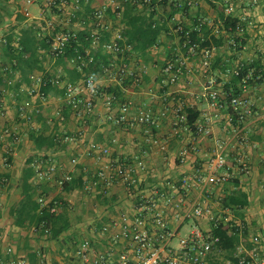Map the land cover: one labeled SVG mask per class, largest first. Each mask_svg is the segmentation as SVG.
Masks as SVG:
<instances>
[{
    "label": "crops",
    "instance_id": "0c3cea01",
    "mask_svg": "<svg viewBox=\"0 0 264 264\" xmlns=\"http://www.w3.org/2000/svg\"><path fill=\"white\" fill-rule=\"evenodd\" d=\"M51 1L0 0V18L3 20L0 41L9 31L20 33L26 27L40 31L39 36L53 37L54 32L66 26L72 29L87 26V22L82 23V16L77 18L72 12L77 0L67 1V8L59 13L49 6ZM109 1L84 0L83 4L95 9ZM172 1L156 5L154 20L164 27L158 43L149 49L147 59L133 54L121 58L143 71V82L122 85L106 78L102 82L106 90L120 86L121 98L134 101L131 115L137 113L139 107L153 109L160 118L158 127L107 121L106 106L101 97L93 114L79 116L65 105L62 86L65 81L78 76L81 68L74 60L61 61L52 57L45 47L38 50L41 68L21 71L19 63L13 74H5L0 82V231L3 232L0 256L7 259L6 250L11 246L15 248L16 258L27 260V264H43L45 259L53 264H82L75 255V248L82 240L89 239L96 252L116 258L127 248L120 227L122 214L134 212L142 195L154 196L160 191L169 197L172 195L169 202L161 199L159 207L178 234L188 232L190 222L187 219L182 222L181 218L185 209L197 203L206 210L198 220L202 229L210 230L213 222H235L233 225H238L241 232L247 230L246 236L241 233L238 253L264 260V224L240 223L242 219H248L245 215L250 207L254 209V203L259 206L258 202L261 205L264 201V0H188L187 9L178 10L170 17ZM222 8L226 15L240 19L242 30L235 33L222 31L221 36L218 35L216 26L221 24ZM81 9H85L84 5ZM200 20L208 22L204 31L209 41L206 46L211 50L210 65L204 69L202 51L199 50L187 61L190 69H185L179 80L172 84L163 67L187 54L180 45L175 23L193 27ZM4 57L0 56V62ZM241 66L250 67L252 75L256 70L258 72L257 80L242 91L253 103V114L243 124L238 121L231 124L227 119L228 110L211 105L206 93L212 88L223 91L231 88L233 73ZM49 78H60L62 82L59 85L53 81L45 93L44 86H48ZM33 87L36 91L31 94L29 90ZM184 106L192 108L195 115L181 120L177 109ZM199 125L209 126L211 134L197 133ZM39 132L54 135L57 143L47 150H40L32 138V134ZM92 141L101 146L109 145L113 157L126 159L135 166L138 181L134 187L128 188L119 180L107 193L103 192L104 184L97 173L107 158H98V151L87 152ZM221 146L232 164L230 171L234 176L231 180L204 188L197 181L188 188L172 186L181 184L184 175L204 168L214 150ZM184 147L190 150L182 162L179 152ZM47 157L54 160L60 172L79 175L82 171L84 180V187L64 191L57 182L59 173L52 179H39L36 174L31 179L35 199L46 194L62 196L65 201L62 210L70 227L55 239L42 233L33 223L26 221L17 225L11 213L21 197L23 170L29 161L34 159L36 167L38 160ZM74 157L78 158L77 164L72 162ZM240 159L248 162V173L237 171L236 161ZM138 160L144 162L143 167L137 165ZM242 194L247 195L248 205L243 208L225 205L235 195ZM68 207L72 210L68 211ZM239 211L244 217L238 214ZM257 234L261 235V243L256 246L252 238ZM57 243L59 249L61 245L70 248L69 257L59 253L53 256ZM225 255L226 252L214 248L208 254L206 264H222Z\"/></svg>",
    "mask_w": 264,
    "mask_h": 264
},
{
    "label": "built area",
    "instance_id": "2783aa9c",
    "mask_svg": "<svg viewBox=\"0 0 264 264\" xmlns=\"http://www.w3.org/2000/svg\"><path fill=\"white\" fill-rule=\"evenodd\" d=\"M121 0H110L104 6L93 9L88 16L84 17L82 23H88L91 26L90 40L93 50H101L109 52L113 58L103 63L101 70L98 72L83 73L78 80H67L63 84L65 105L73 109L79 116L91 115L95 112L98 98H102L106 106V120L114 124H146L148 127H158L160 118L156 112L149 107H139L137 113L131 115L134 108V101L131 99H121L115 92L103 89V80H115L118 84H124L128 81L133 85H140L143 82V71L136 69L130 62L126 60L117 62L131 50V45L124 43V36L121 29L115 26L111 20L106 18V8L111 5L116 9L117 16H121ZM150 1V0H145ZM182 1V0H179ZM65 3H68L65 1ZM74 10L79 9V0L73 5ZM62 8V7H60ZM76 16V13L73 12ZM206 22L202 20L198 25L201 26ZM243 29L239 25L237 31ZM176 32L182 40L180 45L186 49L187 54L178 58L176 61H169L163 67V72L168 75L169 82L176 83L180 75L185 69H190L188 59L198 53L199 43L193 40L190 30H185L181 24L176 27ZM216 32H220V27L216 26ZM108 33V36H105ZM77 39L76 29L62 31L51 38V52L54 58L62 55L69 43ZM202 66L205 70L210 65L211 50L209 47L202 48ZM89 53L90 49H86ZM83 54L79 53L75 60L82 61ZM93 60V55L89 56V61ZM80 68L85 66L87 62H76ZM251 74H247L243 78L242 88L245 91L248 88L247 80ZM62 79L57 78L54 83L59 84ZM109 87V85H108ZM36 88L33 87L29 93H35ZM211 105L218 109H232L228 111L227 119L233 124L234 121L245 123L247 118L253 114V103L247 95L241 93L232 95L229 92L217 89H209L206 93ZM182 107L177 109L181 120L187 117L186 113H181ZM197 133L210 135L211 128L209 126L199 125ZM115 141L116 139L113 138ZM257 146V144H254ZM194 149V146H192ZM190 148L184 147L180 149V160L185 161V156ZM98 151V158L106 157V163L100 168L97 177L104 184L103 192L107 193L109 187L117 181H122L128 188L135 186L138 178L136 176L135 166L128 160L112 156L109 145L101 146L97 142L92 141L88 148L89 154ZM242 170L248 169L243 159ZM74 164L78 163V158H72ZM137 165L143 167L144 162L138 160ZM232 164L229 155L224 148L217 147L211 157L208 159L204 168H199L195 173L184 175L181 184H172L179 188H188L192 182H198L201 188L208 185L226 183L234 176L230 171ZM36 175L39 179H52L56 173L60 174L57 182L60 188L66 180L72 178L69 172H60L58 165L50 157L41 159L36 162ZM264 178V176H263ZM156 195H142L138 206L132 213H123L120 220L121 233L127 248L124 249L116 258L109 254L96 252L92 242L89 239L82 240L75 248V255L81 260L82 264H206L207 256L212 250L213 243L218 240L214 238L210 230H204L199 225V219L204 215L205 209L197 203H193L184 210L182 222L188 220L190 228L184 235H178V231L170 227L168 217L159 207L161 199L169 202L172 195L156 191ZM41 210L48 209L51 213H59L62 208V200L55 196L41 194L37 197ZM178 205V204H177ZM49 231V229H46ZM3 234L0 231V240ZM177 238L176 243L174 239ZM252 241L257 246L261 243V235H254ZM7 259L0 256V264H27V260L16 258L15 249L9 246L6 250ZM257 256H251V264H264V260L258 261ZM243 261V260H242ZM43 264H53L43 262Z\"/></svg>",
    "mask_w": 264,
    "mask_h": 264
},
{
    "label": "trees",
    "instance_id": "16d2710c",
    "mask_svg": "<svg viewBox=\"0 0 264 264\" xmlns=\"http://www.w3.org/2000/svg\"><path fill=\"white\" fill-rule=\"evenodd\" d=\"M65 1L69 0H52L49 2V6L56 11L57 13L64 11L67 8L68 3ZM166 0H121V16L118 17L116 13V9L113 6L109 5L106 8L105 16L109 20L113 22L115 26H118L124 36V43L131 45V50L126 52L124 57L129 58L130 56L136 55L141 56L144 60L147 59L149 54V49L155 46L159 39L160 35L163 31V24L159 21L154 20L155 8L157 4H163ZM168 1V0H167ZM211 1V0H207ZM84 0H79V9L72 10V12L76 13L77 18L80 17L81 20L84 17L88 16V14L93 10L89 7L88 4H83ZM171 6V16L173 17L174 13L178 10L187 9L189 7L188 0H173L170 2ZM212 3V2H210ZM213 4V3H212ZM84 5L85 9H81ZM215 5V4H213ZM62 7V8H60ZM147 11V12H146ZM7 12H9L7 10ZM10 14V12H9ZM221 24L219 36H221L222 31L226 33H235L237 31V27L240 24V19L234 17L231 14L226 15L224 9H221ZM75 16V17H76ZM18 19V18H17ZM2 19L0 18V23H2ZM202 20L194 24L193 27H186L184 24L177 22L175 23L174 28L176 29L178 24H181L185 30L191 31V36L193 40L199 43V50L206 47L208 45L207 34L205 33V29L207 28V24L205 23L198 28V25ZM207 22V20H206ZM215 24V23H214ZM14 27H11L10 30H13ZM70 31L73 30L71 27H64L63 29L54 32V35L62 32V31ZM90 24H87L85 28L76 29L77 39L73 40L72 43H69L64 51V53L57 57V59L62 60H74L75 62H87L85 66L79 69L78 76L71 78V81L78 80L82 77L83 73L88 72H98L101 70V66L103 63L109 62L113 55L109 52H103L101 50H93L91 48V40H90ZM38 30H32L29 27L23 28L20 33L15 31H9L6 33L4 38L0 41V56L4 55V58L8 59V62H0V82L5 77V74H13L14 71L18 68L20 63L21 71L25 70V68H29V71L34 67L41 68L39 62H42V58L40 57L39 48L45 47L48 49V52L53 56L51 52V36L49 35H41L39 36ZM178 34V33H177ZM105 36H108V33H105ZM202 40V41H201ZM181 39L179 42L181 43ZM39 43V44H38ZM90 49V52L87 53L86 49ZM82 53L83 60L76 61V56ZM93 55V60L89 61V56ZM117 62L122 61V59L116 58ZM19 68V69H20ZM250 67L241 66L233 73V82L234 85L231 88H227L226 92H229L232 95H239L242 93L243 88V78L249 74ZM258 72L257 70L254 74L250 76L247 80V84H251L257 80ZM54 79L49 78L44 86V92L47 93V90L50 89V85L53 83ZM129 83L128 81L124 82L123 85ZM120 86H116L114 88H108L109 91L115 92L118 96H120L118 90ZM121 98V96H120ZM122 99V98H121ZM229 112H232V109L229 107L227 109ZM181 113H186L188 116L195 115L190 107H182ZM32 138L37 144V147L40 150H47L50 147H53L56 143V137L53 135L44 134V132H39L38 134H32ZM34 159L29 161L27 167L23 170L22 174V183H21V197L18 203H16L11 210L12 215L15 216V222L17 225H22L26 221L33 223L37 226V228L44 234H46L49 238L55 239L58 238L59 235L66 229L70 227V222L63 212V208L66 205L65 201L62 199V196H59L58 199L62 200V208L59 213L53 214L48 209L41 210L40 204L37 199L34 198L35 190L34 185L31 182V179L36 174L34 167ZM82 171L79 175H73L70 180H66L63 183L64 191H72L77 188L84 187V180ZM238 206V208H243L245 205L249 204V200L246 194L235 195L234 198L229 199L225 205ZM239 215L243 216V212H238ZM235 222H213L211 225V234L214 238H218L217 241L213 243L212 250L214 248L226 252L224 256V261L222 264H251L252 261L251 256L246 255L244 253H238V246L240 244L241 233L245 236L247 235V230L244 229L242 232L240 227ZM49 229V231H46ZM211 250V251H212ZM243 260V261H242Z\"/></svg>",
    "mask_w": 264,
    "mask_h": 264
},
{
    "label": "rangeland",
    "instance_id": "374dc122",
    "mask_svg": "<svg viewBox=\"0 0 264 264\" xmlns=\"http://www.w3.org/2000/svg\"><path fill=\"white\" fill-rule=\"evenodd\" d=\"M6 141H7V139H6ZM244 160V159H243ZM245 162H246V164H247V166H248V169H245V170H242V167H243V164H242V161H240V160H237L236 162H237V171H239V173H241V174H245V173H248L249 172V170H250V167H249V164H248V162L246 161V160H244ZM232 179V178H231ZM0 181H1V179H0ZM2 184V181L0 182V185ZM3 189V188H2ZM1 190V189H0ZM262 198V197H261ZM264 200V199H263ZM70 204H73L71 201H70ZM258 205L259 206H257L255 203L253 204V207H254V209L253 208H249V210L247 211L248 212V214L247 215H245L248 219L247 220H244V219H242L241 220V224H264V201H262V203H261V205H260V203L258 202ZM66 206V205H65ZM64 206V207H65ZM68 209V211H70V210H72V208L71 207H68L67 208ZM240 217V216H239ZM242 217H244V215L242 216ZM220 218H221V216H220ZM238 221H239V218L237 219ZM2 232V231H1ZM2 234H3V232H2ZM185 233L184 232H182V233H179L178 235H184ZM177 241V238H175L174 239V242H176ZM15 246L17 245V246H19L18 244H16L15 242L13 243ZM12 244V245H13ZM13 245V246H14ZM59 244L57 243V244H55V248L56 249H54L53 250V252H52V254H53V256H55V255H57L58 253L59 254H62V255H66V256H70V248L69 247H65L64 245H61V249H59ZM15 249V248H14ZM46 260V262H49V261H47L48 259H45ZM57 260V259H56Z\"/></svg>",
    "mask_w": 264,
    "mask_h": 264
}]
</instances>
